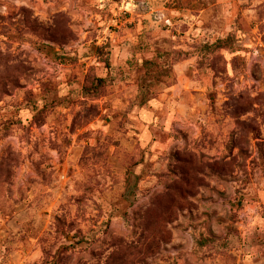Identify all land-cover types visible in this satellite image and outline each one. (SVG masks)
Listing matches in <instances>:
<instances>
[{"label":"rangeland","instance_id":"obj_1","mask_svg":"<svg viewBox=\"0 0 264 264\" xmlns=\"http://www.w3.org/2000/svg\"><path fill=\"white\" fill-rule=\"evenodd\" d=\"M0 264H264V0H0Z\"/></svg>","mask_w":264,"mask_h":264},{"label":"built area","instance_id":"obj_2","mask_svg":"<svg viewBox=\"0 0 264 264\" xmlns=\"http://www.w3.org/2000/svg\"><path fill=\"white\" fill-rule=\"evenodd\" d=\"M64 178H65V176H64Z\"/></svg>","mask_w":264,"mask_h":264}]
</instances>
